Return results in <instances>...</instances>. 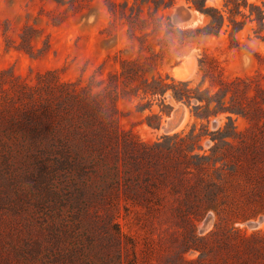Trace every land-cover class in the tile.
<instances>
[{"label": "rangeland", "instance_id": "1", "mask_svg": "<svg viewBox=\"0 0 264 264\" xmlns=\"http://www.w3.org/2000/svg\"><path fill=\"white\" fill-rule=\"evenodd\" d=\"M169 1L0 0V96L8 100L10 88L22 85L37 101L71 89L100 94L122 133L153 144L194 129L204 135L195 153L216 163L180 181L176 153L167 162L173 172L167 190L177 193L166 194L160 211L147 215L121 202L112 219L100 207L73 214L57 175L41 171L33 152L9 143L15 152L0 150V264H264V0H237L247 4L244 15L234 16L233 26L226 14L218 36L197 32L207 19L190 0L165 8ZM223 3L205 0L211 8ZM180 10L190 18L179 20ZM122 61L139 66L134 81L120 76ZM175 69L187 79H175ZM152 76L211 95L223 88L239 110L198 119L194 100L187 105L170 91L164 97L136 92ZM18 105L12 116L21 130L10 138L29 141L32 114ZM176 110L178 117L184 113L182 124L164 133ZM192 192L199 207L212 208L178 214L187 206L176 198ZM95 211L102 216L94 218Z\"/></svg>", "mask_w": 264, "mask_h": 264}, {"label": "trees", "instance_id": "2", "mask_svg": "<svg viewBox=\"0 0 264 264\" xmlns=\"http://www.w3.org/2000/svg\"><path fill=\"white\" fill-rule=\"evenodd\" d=\"M190 2L207 19L206 25L197 30L203 36H218L225 25L226 14L229 22L237 25L239 22L233 17L244 15L241 6L247 5L245 1L224 0L223 8L218 9L206 7L205 0L201 3L197 0ZM173 5L174 0H170L164 6L170 8ZM260 17H264V10H260ZM128 65L132 67V73L127 72ZM138 67L135 62L122 61L120 76L126 75L134 81L138 76ZM22 86L19 89L11 87L13 97L8 100L7 96H0V138L6 136L5 140L0 139V150L10 154L14 149L8 144L15 141L19 145L18 152H33L34 162L39 169L59 178L61 191L73 214L88 215L90 208L100 207L106 210V217L113 219L114 211L124 202L145 209L147 215H155L164 206L166 194L177 193L172 187L167 190L168 182L173 177L167 162H173L176 153L183 164L175 174L180 181L211 166V158L195 153L196 149H201L200 142L204 135L195 134L194 129L183 137L179 134L167 135L161 141L145 144L119 130L114 109L112 113L100 94L71 89L62 91L59 96L53 94L52 100L37 101L33 96L35 91ZM6 91L3 89L1 92L6 94ZM138 91L152 97H164L170 91L175 101L187 105L194 100V116L207 122L211 116L232 114L239 110L231 104L232 96L226 100L228 91H223V88L211 95L199 87L195 90L189 88L188 82L168 84L160 76H152L150 81L142 78L136 88ZM17 103L23 107L28 105L32 114L26 117V122L30 123V133L27 134L29 141L26 137L20 140L10 138L21 130V125L12 116V112L20 110ZM227 119L231 121L230 117ZM26 142L27 147L24 146ZM212 163V167H215V161ZM186 197L176 198V201L184 202L187 206L186 211L178 214H203L207 208H212L210 205L199 207V197L194 193ZM191 197H196V201ZM92 216L98 219L102 215L95 211Z\"/></svg>", "mask_w": 264, "mask_h": 264}, {"label": "bare ground", "instance_id": "3", "mask_svg": "<svg viewBox=\"0 0 264 264\" xmlns=\"http://www.w3.org/2000/svg\"><path fill=\"white\" fill-rule=\"evenodd\" d=\"M179 20H181V19H179ZM173 77L175 79H177V80H185V79H187V75L182 73L178 69H175L173 71ZM181 110L183 111V109H181ZM178 116H179V111L178 110H176L175 112H172L171 113V117L168 118V122L161 127V131H163L164 133H170V132L175 131L178 127H180V125L183 122L184 113H182L181 117H178ZM209 221H210V217L207 220V222L204 224V226L207 225V223Z\"/></svg>", "mask_w": 264, "mask_h": 264}, {"label": "water", "instance_id": "4", "mask_svg": "<svg viewBox=\"0 0 264 264\" xmlns=\"http://www.w3.org/2000/svg\"><path fill=\"white\" fill-rule=\"evenodd\" d=\"M178 17H179V19H181V20H184V19H189L190 17H189V15L188 14H186L183 10H180L179 12H178ZM209 219V217H207L206 219H205V221H204V224L207 222V220ZM203 224V225H204ZM256 226V224H250V227H255Z\"/></svg>", "mask_w": 264, "mask_h": 264}]
</instances>
